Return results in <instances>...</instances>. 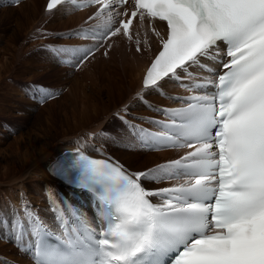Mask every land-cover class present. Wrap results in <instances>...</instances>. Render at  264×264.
Instances as JSON below:
<instances>
[{"label": "snow or ice", "instance_id": "1", "mask_svg": "<svg viewBox=\"0 0 264 264\" xmlns=\"http://www.w3.org/2000/svg\"><path fill=\"white\" fill-rule=\"evenodd\" d=\"M66 6L95 8L96 23L76 33L90 46L48 49L77 69L101 49L107 56L114 37L141 54L152 52L149 31L157 38L135 99L166 120L146 118L159 129L149 131L125 106L117 116L135 143L109 139L183 154L143 171L79 150L55 160L50 174L91 198L94 219L50 190L54 226L21 198L10 220L0 215V239L10 236L32 264H264V0H48L46 10ZM170 82L189 95L179 108H153L146 94L169 98ZM32 90L41 104L59 95Z\"/></svg>", "mask_w": 264, "mask_h": 264}, {"label": "bare ground", "instance_id": "2", "mask_svg": "<svg viewBox=\"0 0 264 264\" xmlns=\"http://www.w3.org/2000/svg\"><path fill=\"white\" fill-rule=\"evenodd\" d=\"M45 2L46 0H21L18 5H15L12 0H0V26L5 25L4 28L0 29V92L3 93V97H0V188L7 189L11 201L14 200L12 192L16 193L19 209L15 210H20L21 199L19 195H22V198L30 203L41 218L50 226H54V214L49 210L47 196L50 190H54L58 196L67 197L74 205L86 211L90 219H94L95 212L91 198L86 193H74L72 189L50 176L48 172L50 163L64 152L75 150L83 151L86 155L95 159L112 157L133 171H136V161H131L132 155L128 153L125 147L121 146L123 144L117 145L118 155L112 154L108 149L106 150L107 147L104 144L106 136H103L104 123L98 124V122L92 120L97 115V103L82 96L79 88L69 78L67 72L64 74L62 72L56 73L58 67L72 70L77 63L74 58L68 55L64 56V59L74 64L73 66H70L69 63H62L59 58H54L53 54L48 51L50 47L47 45L41 48V52L39 48L37 50L39 51L38 53H35L37 51L34 50V54L30 53L29 57L23 55L27 52L28 45L20 41L32 37L36 33L35 29L43 25V23H45L46 28L48 26L50 30L56 31L57 35L61 36L54 39H51L50 36L45 40L47 42H61L64 45L62 48H67V46L69 48L90 46L93 43L90 40L80 39L76 33L96 23L88 20L95 8L73 10L66 6L49 13L45 11ZM63 18L71 22L72 25H67L66 23L59 25V19ZM133 27L143 36L144 28H139L135 21ZM156 28L162 33H166V25L162 22H157ZM69 29L70 31H68ZM61 30L67 32L59 33ZM43 31L45 32L46 30ZM149 35L151 36V53L147 51L143 54L137 53L134 45L130 44L126 39L114 37L113 40L116 43L113 44L107 56L102 54L104 49H101L94 57L86 61L83 66L106 65L108 73L121 72L125 79V83L122 86L124 89L122 92L124 93L122 94L121 91L118 93V97H120L119 104L114 108V111L116 114L124 115L123 109L128 106L129 113L126 119L145 129L154 126L146 123V118L157 120L163 116L159 111H153L135 99V92L138 93L142 89V78L145 69L153 54L159 51L157 38L151 35L150 31ZM28 41L26 40L27 43ZM31 47L34 46L32 45ZM25 65H29L30 68H24L26 67ZM46 74H52L57 77L58 82L55 86H49L50 88L48 89L59 93V95L53 101L51 99L52 103L48 100L43 104L38 101L34 103L33 101V104L23 90V86L26 83L35 82L33 79L36 77L44 76L45 78ZM7 77H12L13 81L10 79L12 82H4V79H8ZM45 80L42 81L45 83ZM47 80L49 79L47 78ZM105 87L108 90L111 88L110 84H105ZM32 91L30 90V93ZM164 92L169 98H165V96L158 93L146 94V99L153 108L161 109L163 106L173 107L180 105L178 98H181L184 94L183 88L179 87L175 82H170L165 86ZM38 111L39 113H37ZM111 112L112 107L111 103H109L104 108L103 113L109 115ZM33 113H36V115L34 116ZM123 126L122 138L127 137L128 142L132 143L135 141L134 138L131 137L127 127L124 124ZM88 128H91V131L97 134L86 133L85 130ZM100 130L101 132H99ZM97 149H102L105 155L101 156ZM141 151L144 154L152 153L162 157L161 162L146 166L141 171L148 167L152 168L158 163L161 164L168 160L176 159L181 155L175 151H146L142 149ZM140 156V158H138L139 156L137 157V160L143 163L146 155L142 154ZM117 157L124 159L127 164L120 161ZM168 186H170L169 183L161 185L149 183L147 187ZM11 243L16 247L10 236L6 239H0V252L2 251L1 254L5 255H0V264H32L30 258L21 251H18L19 255H11L9 252L14 251ZM23 255L26 256L25 259Z\"/></svg>", "mask_w": 264, "mask_h": 264}, {"label": "rangeland", "instance_id": "3", "mask_svg": "<svg viewBox=\"0 0 264 264\" xmlns=\"http://www.w3.org/2000/svg\"><path fill=\"white\" fill-rule=\"evenodd\" d=\"M65 23L67 25H72V23L69 22L68 20H66L65 18L59 19V25L65 24ZM41 26L42 27L44 26V27L42 28ZM41 26L37 27L35 29V32L37 34L35 33L34 35H32V37H29L28 39H26L27 41L30 39V41H28V43L26 42V40L20 41V42H25L24 44L28 45L27 46V48H28L27 52H25L26 54L25 53L23 54L24 56L29 57V55L34 54V52L37 51L39 48H40L39 51L41 52V48L43 46H45V45L49 46L50 48H62L64 46V45L61 44V42H56L55 41L56 43L55 42L53 43V42L45 41L50 36H51V39L58 38V37H61V36H58L56 31L50 30L48 28V26L46 28L45 23H43V25H41ZM4 27H5V25H2V26H0V29H2ZM43 30H46V31L44 32ZM65 30L64 31L61 30L59 33H62V34L66 33L67 31L65 32ZM68 31H70V29ZM40 37L41 38L43 37V39H41ZM44 37H46V38H44ZM39 42H40V44H39ZM33 43L35 45L36 44L37 45L35 46ZM50 43H51V45H50ZM32 45L34 47H31ZM29 47H31V48H29ZM67 48H69V46H67ZM70 48H73V47H70ZM39 51H37L35 53H38ZM68 56H70V55H68ZM23 58H25V57H23ZM69 64H70V66L74 65V64H72V62H70ZM84 64L81 65L82 67L80 66L79 69H77L76 67H73L72 70H65L63 67H58L56 69V73L58 74L59 72H62V74H64L65 72H67V74L69 75V78H71V80L74 82V84L79 88L80 93L82 94V96H84L87 99L92 100L95 103H97V105H98L97 110H96V114L97 115L95 117H93L92 120L98 122V124H103L104 123L103 136H106V139H105V142H104L105 146L107 147L106 150L108 149V151H110L112 154L114 153L115 155H118V153H119V150H117L118 149L117 148L118 144L113 143L111 141V139H109V137H115L118 140L122 138V134H123L122 133L123 132L122 126H123V124L119 120L117 114L115 113L114 108L117 106V104H119V98L120 97H118V93H120V91L122 92L124 90L122 86L125 83V79H124V77H123V75L121 74L120 71H114L112 73H108L107 72L108 68H107L106 65H98V66L89 65L88 67H83ZM25 66L26 67H24V68H27V67L30 68L29 65H25ZM49 76H51V77H49ZM60 76H62V75H60ZM46 77L49 80H47ZM46 77L45 78H44V76L36 77L35 79H33V81H35V82H29V84L26 83L23 86L24 88L22 87L23 90L26 92L27 96H29L28 98L30 99V102H32V103H33V101H34V103L37 102L36 99L32 98L33 94H34L33 91H32V89H33L32 87L33 86H35V85L39 86L40 85V87H42L44 85L43 87L48 89V88H50L52 86H55V84L58 82L57 81V77L53 76L52 74H46ZM7 78L9 80L8 79H4L5 80L4 82H6V81L7 82H12L13 81L12 77L11 78L7 77ZM41 78H43V79H41ZM50 78L52 79L51 81H50ZM10 79H12V81ZM44 79H46L45 83H44V81H42ZM116 79H117V81H116ZM46 81H48V82H46ZM30 83H31V85H30ZM34 83H35V85H34ZM105 84H110V87L113 90L109 87L110 88L109 89L110 91H109L105 87ZM45 85H47V87H45ZM119 85H121V86H119ZM115 86H117V88H115ZM119 88H120V90H119ZM30 90L32 91L31 93H30ZM111 91H113V92L111 93ZM3 92H4V90H3ZM115 92H116V94H114ZM123 93L124 92H122V94ZM136 94L137 93L135 92V96H136ZM0 97L1 98L3 97V93L2 92H0ZM52 101H53V99H52ZM50 102H51V100H50ZM109 103H111L112 112L109 115H106V114L103 113V110ZM37 113H39V111ZM33 114H34V116L36 115V113H33ZM85 131H86V133L87 132L88 133L92 132L91 128H88ZM99 132H101V130ZM80 133H82V132H80ZM92 134H97V133L92 132ZM134 142L135 141H133L132 143H134ZM121 146L125 147L124 145H121ZM125 148L127 149L128 153L132 155L131 161H134V162L136 161L135 162L136 171H141L144 167L150 166L153 163L161 162V159L159 157H156V156L152 157L153 156L152 154H144L141 151V149H130V148H127V147H125ZM142 154L146 155V157H145L144 162L140 163V161L137 160V157L139 156L138 158H140L141 157L140 155H142ZM158 155H160V154H158ZM117 158L120 161H122L125 164H127V162L124 159H122L120 157H117ZM158 164H160V163H158ZM122 165H124V164L122 163ZM148 168H151V167H148ZM148 168H146V169H148ZM159 185H161V184H159ZM146 186H149V183H147ZM16 196H17L16 193L12 192V197L14 198V200L11 201L10 198H9L7 189L3 188V187L0 188V215L7 216L9 218V220L11 219L12 211L15 210V209H19V205H18L19 202H18ZM19 197L21 199L22 195H19ZM11 244H12L11 245L12 249H14V251H10L9 253L11 255H19L18 251H20V250L18 249V247L17 246L15 247L13 245V243H11ZM1 253H2V251L0 252V255H2ZM2 256H5V255H2ZM23 258L25 259L26 256L23 255Z\"/></svg>", "mask_w": 264, "mask_h": 264}, {"label": "trees", "instance_id": "4", "mask_svg": "<svg viewBox=\"0 0 264 264\" xmlns=\"http://www.w3.org/2000/svg\"><path fill=\"white\" fill-rule=\"evenodd\" d=\"M148 154H152V153H148ZM153 156L152 157H154V156H156L155 154H152ZM156 157H158V156H156ZM160 159L162 158V157H159Z\"/></svg>", "mask_w": 264, "mask_h": 264}]
</instances>
